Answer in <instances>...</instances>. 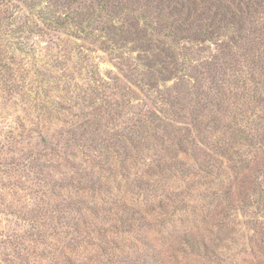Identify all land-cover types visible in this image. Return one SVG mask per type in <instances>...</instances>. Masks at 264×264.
Wrapping results in <instances>:
<instances>
[{
	"label": "rangeland",
	"instance_id": "obj_1",
	"mask_svg": "<svg viewBox=\"0 0 264 264\" xmlns=\"http://www.w3.org/2000/svg\"><path fill=\"white\" fill-rule=\"evenodd\" d=\"M162 2L0 0V264H264V0Z\"/></svg>",
	"mask_w": 264,
	"mask_h": 264
},
{
	"label": "trees",
	"instance_id": "obj_2",
	"mask_svg": "<svg viewBox=\"0 0 264 264\" xmlns=\"http://www.w3.org/2000/svg\"><path fill=\"white\" fill-rule=\"evenodd\" d=\"M11 1L12 0H8V5H10V3H11ZM72 1V0H71ZM74 1V0H73ZM76 2L77 1H80V0H75ZM113 0H103V2H104V4L107 6L109 3H111ZM115 1V0H114ZM163 2L165 1V0H162ZM193 1H195V0H193ZM202 1H204L205 2V6H206V8H204V10H205V13H206V11H212V3L210 4V2H214V3H216L217 4V8L214 10V14H213V16H211L210 17V19H211V25H214L215 23H216V21L218 20V18H219V16H221L222 17V19H224V17H225V13H227L228 12V10H230V8H228V9H226V11H225V6H224V1L225 0H202ZM162 2V3H163ZM165 3V2H164ZM172 3H174V2H172V1H170L169 3H168V7H170L171 6V4ZM156 5V4H155ZM187 8H188V6H186ZM157 8H158V10H159V7L157 6ZM190 9V8H189ZM191 15L193 16V14H194V7H192L191 9ZM160 11V10H159ZM55 17V16H54ZM194 17V16H193ZM52 19H54V18H52ZM59 19H61V18H59ZM45 21H48V22H53V21H50V20H48V19H44ZM79 20V17H78V15L76 16V15H69V14H67L66 16H65V19L64 20H62L61 19V23L60 24H63L64 22H70V23H72L73 21H77L76 23L77 24H80V21H78ZM59 23H57V25H60ZM61 26V25H60ZM186 29V28H185ZM207 31V30H206ZM208 33H211V31H207Z\"/></svg>",
	"mask_w": 264,
	"mask_h": 264
}]
</instances>
